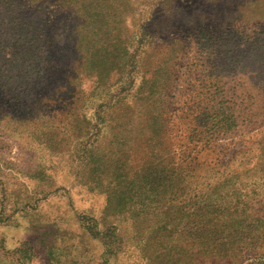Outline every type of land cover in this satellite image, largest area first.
Segmentation results:
<instances>
[{
	"label": "rangeland",
	"instance_id": "374dc122",
	"mask_svg": "<svg viewBox=\"0 0 264 264\" xmlns=\"http://www.w3.org/2000/svg\"><path fill=\"white\" fill-rule=\"evenodd\" d=\"M221 254L264 264V0H0V264Z\"/></svg>",
	"mask_w": 264,
	"mask_h": 264
},
{
	"label": "trees",
	"instance_id": "16d2710c",
	"mask_svg": "<svg viewBox=\"0 0 264 264\" xmlns=\"http://www.w3.org/2000/svg\"><path fill=\"white\" fill-rule=\"evenodd\" d=\"M210 226H211V222H210ZM197 243L198 244H204V245H206L209 248V252L217 250V249H215L216 248L215 246L213 248H210L211 245H214L216 243H208L205 240H203L202 237H199L198 238ZM227 259H228L227 256H223V254H221L218 261L221 264H226V263H229L230 262Z\"/></svg>",
	"mask_w": 264,
	"mask_h": 264
}]
</instances>
